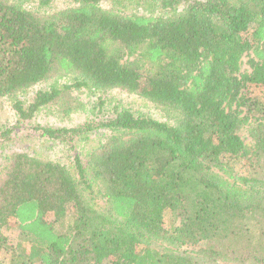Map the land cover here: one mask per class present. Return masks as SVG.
Returning a JSON list of instances; mask_svg holds the SVG:
<instances>
[{
	"label": "trees",
	"instance_id": "16d2710c",
	"mask_svg": "<svg viewBox=\"0 0 264 264\" xmlns=\"http://www.w3.org/2000/svg\"><path fill=\"white\" fill-rule=\"evenodd\" d=\"M59 1L46 15L0 0V99L18 117L0 124V150L41 107L80 110L83 91L94 118L27 136L73 150L108 133L67 165L1 157L0 264H264V0L37 3ZM114 89L168 123L119 102L103 112Z\"/></svg>",
	"mask_w": 264,
	"mask_h": 264
},
{
	"label": "rangeland",
	"instance_id": "374dc122",
	"mask_svg": "<svg viewBox=\"0 0 264 264\" xmlns=\"http://www.w3.org/2000/svg\"><path fill=\"white\" fill-rule=\"evenodd\" d=\"M16 1V0H14ZM23 9L30 12L44 13L46 15H51L56 11L67 7L69 4L61 1L54 2L49 7L40 8L38 6L37 0H17ZM68 4V5H67ZM105 4V3H104ZM107 6V4H105ZM105 6V7H106ZM138 13L145 14L144 11H139ZM252 57L244 56L240 63V72L249 71L248 61ZM55 83L59 82H69L66 78H54ZM31 96V90L27 91L24 95H20V100L25 103L27 99ZM80 101L82 103V108L80 110L72 112L68 116H62L55 112L53 109L46 106L41 107L39 111L33 116L29 123L24 124L21 128V132L18 137L22 140L19 145H11L7 149L0 150V159L3 155L9 154L13 150H23L32 156H39L40 158L59 162L62 165H67L74 156L83 157L96 148L98 144L104 140L103 134H107L108 131L105 129L95 130L84 138L75 140L73 150L68 146L61 144L56 141H51L48 139H43L38 137L33 133L32 136H27L30 134V126H40V127H50V128H70L78 126L92 118L96 113L91 111L96 98L83 91L80 95ZM107 105L103 107V112H106L113 104L119 102L120 105L124 106L130 110L135 115H145L151 117L160 122H167L166 115L153 104L142 99L136 94H132L119 89L111 90L106 97ZM96 107V106H95ZM17 115L13 109L11 101L8 99H0V124L5 126H12L16 123ZM254 123H248L246 126L239 129L238 135L244 142V144L250 148L254 144V140L251 136V131L253 129ZM164 226H167V221L165 220ZM165 228V227H164Z\"/></svg>",
	"mask_w": 264,
	"mask_h": 264
}]
</instances>
